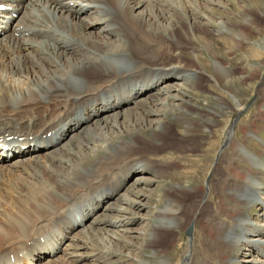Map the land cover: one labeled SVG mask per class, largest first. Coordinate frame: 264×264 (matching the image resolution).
<instances>
[{"label": "bare ground", "instance_id": "1", "mask_svg": "<svg viewBox=\"0 0 264 264\" xmlns=\"http://www.w3.org/2000/svg\"><path fill=\"white\" fill-rule=\"evenodd\" d=\"M252 1L0 0L6 5L5 9H0V21L4 23L0 24V164L7 153L22 154L21 159L12 163L21 169L18 178L22 183H18V187H14L17 183L10 170L3 171L7 167L0 170V264H34L31 261L36 260L37 264H42V255L52 256L48 264H68L61 255H53L60 251L79 257L91 251H87V246L106 251L99 255L101 264L120 262L110 255V250L123 240L124 234L132 231L127 223L138 212L133 210L144 205L141 203L144 190L134 186L156 181L148 177L149 174L145 175L147 173H155V177L159 175L163 179L176 174L171 164L194 150L191 145H183L164 153L155 146L157 151L149 157L135 152L137 146L143 142H161L165 134L190 136L197 124L203 131H211L214 116L220 111L197 107L191 103L192 95L203 91L202 81L223 87V81L232 74L228 68L231 62L226 60L230 54L246 53L243 62L247 74H243V79H255L256 68L261 78V69L255 63L264 58V42L258 44L261 50H255L251 43L253 35H259L264 28L252 20L248 10ZM179 28L184 31L177 37ZM213 38L226 44V49L209 51V62L202 56L204 47L209 42L214 44ZM172 89L174 93H170ZM159 90L166 93L163 103H167L163 108H155ZM143 91L147 92V99L137 100ZM220 94L216 99L221 109L225 105ZM230 96L240 109L238 99ZM129 103H132L127 108L130 118L118 120L119 111L123 110L121 105ZM145 104L152 106L144 111L152 118L148 119L146 113L138 110L130 115L135 107L143 108ZM165 113H170L175 123L181 124L180 130L173 131ZM111 114L114 117L109 121ZM259 114H264V110ZM104 120L101 129L88 132L91 138H86V147L78 142L80 125L94 121L93 124L98 125ZM69 126L74 132L69 133L68 144L59 143ZM90 127L87 130L91 131L93 127ZM5 143L11 147L2 153ZM213 143L208 148L217 146ZM60 144L64 145L59 147ZM231 146L230 161L240 155L260 169L258 156L245 150L244 145L232 143ZM262 146L264 153V143ZM207 156L208 153L201 159L198 157L196 162L188 161L190 167L184 172L204 173ZM230 161L223 168H230ZM155 163L160 164L158 170L152 168ZM167 163L170 166L167 167ZM118 168L121 169L115 173ZM132 174L137 177L127 184ZM192 181L182 183L181 189L191 188ZM222 188L225 194L215 200V195L211 194L217 191L216 187H208L207 200L215 213L220 211L229 220L207 217L202 228L216 246L233 250L234 255L250 246L264 256L261 225L236 207L226 206V201L232 200V205L246 206L249 210L253 209L252 205L264 208V191L257 176L247 177V182L240 187ZM171 191L174 192V187ZM114 194L117 195L110 201L115 202L106 206L116 214L107 216V222L117 230L97 228L94 223L99 221L98 217L85 223L84 219L99 208L98 203ZM166 202L164 208L155 211L159 221L147 229L148 240L156 239L164 230L173 232L182 224L183 201L174 196L168 197ZM203 205L204 200L197 202L198 211ZM196 217L197 212L193 224ZM74 228L77 229L73 231ZM71 233L66 246L73 247L75 253L72 254L61 245ZM103 234L108 243L103 241ZM126 239L133 243L130 238ZM148 240H143L140 248L145 247ZM208 245H211L209 241ZM186 247L189 258L187 244ZM203 251L201 254L205 256L207 251ZM221 254H224L223 259L231 261L228 259L231 254ZM189 262L188 259L186 264ZM199 263L204 264L201 261L194 264ZM141 264L148 263L142 261ZM150 264L171 263L159 259Z\"/></svg>", "mask_w": 264, "mask_h": 264}, {"label": "rangeland", "instance_id": "2", "mask_svg": "<svg viewBox=\"0 0 264 264\" xmlns=\"http://www.w3.org/2000/svg\"><path fill=\"white\" fill-rule=\"evenodd\" d=\"M251 3H253V5H251L252 7L249 8L248 10L250 13H252L253 22L256 25H260L261 27L264 28V16H263L264 0H253ZM91 15L92 14H89V16ZM179 29H180L178 30L179 32H177V37L181 35L184 31V29L182 28H179ZM262 31L259 33V35L254 34L252 37L253 42L251 44L255 50H261L260 48H258V44H260L261 42H264V29H262ZM213 39H214V44L209 42V44L204 47V49L206 50H203L204 56H202V58L205 60L207 59V61L209 62H211L210 59L208 60L209 51L214 53L215 52L214 50L218 51V50L226 49V44L216 42L215 41L216 38H213ZM255 41L256 43L254 44ZM245 49L247 48L245 47ZM245 54L246 53H243L242 51L241 52L237 51L227 56L226 60L228 61L230 60L231 62L228 66L229 72L230 74L231 73L232 74L229 78L223 81V87L222 86L218 87L214 83L202 81L200 82L202 83L200 84V88H202L201 90L203 91L197 92L198 95H192L193 97H192L191 103H193L197 107H201L203 109L206 108L208 110L212 109V110L220 111L219 113L216 114L217 117L214 116V123L211 127V131L210 130L203 131L201 125L197 124L195 126L196 130L190 136L181 137L182 136L181 133H178L175 135L165 134L161 142H157V141L150 142L149 141L148 142L149 144L147 142H143L137 146V149L135 150V152H137L140 155H147L149 157H150V154L157 151L155 146L162 148V150H164L163 151L164 153L169 152L170 150L172 151L171 148L175 149V147H179L183 145H191V147L194 150L188 151V153L186 152V154L181 159L171 164V168H173L174 170L173 172H175L176 174L165 176L163 179L161 176L159 177V175H156L155 177V173H147L145 175L149 174L148 177L152 179H156V181L150 182L146 186H144V184H139L138 186L137 185L134 186V187L144 190L143 192L144 196L142 197V200H141L142 201L141 203H143L144 205L138 210L136 209L133 210V211H138V212L134 214V219L132 221L130 220L127 223V225L130 226L132 231L130 233H126V235L124 234L123 240L117 242V245L114 246L113 250H110V253H111L110 255L117 258L118 262L120 261L117 264H120V263L121 264H139V263L141 264L142 261L150 264V263L158 262L159 259H166L170 261L171 264H186V262H188V259L190 261L189 264L190 263L192 264V262L194 264L200 261L203 262L204 264H210V263L211 264H264V256L261 255L257 249H254L253 247H250V246L245 247V248L240 249L238 253L236 252L234 255L233 250H230V249L226 250V249L221 248L220 246H216L213 240H211V238L209 237V235H207L206 229L202 228V226L205 225L204 222L207 219V217H211V216L213 218L216 217L215 219L217 221H221V219L223 218L229 220V218L223 215V213H221L220 211L217 213L214 212L212 208L213 205L211 204V202H209L210 200H207L208 196L210 197L208 187H216L215 190L217 191H214V193L211 195H215V200L216 199L219 200L220 196H223L225 194V190L222 187H240L242 186V184L247 182V177L254 175V176H257V179L261 184V188L264 191V153H262V150H263L262 143H264V114H261V115L259 114V111L262 112V110H264V58H260L259 60H256V63H255L261 69V72H262L261 78L259 77L258 75L259 73L258 71H256L257 70L256 68L253 71V73L258 75V76L256 75L255 79L251 80L247 77L246 79H243V74L245 73V69H244L245 68L244 67L245 66L244 64ZM191 56L192 55H190V57ZM250 71H252V69H250ZM208 73L210 74L211 70H208ZM246 74L247 73H245L244 75ZM160 86L161 85H158V89H161ZM159 92L161 93L158 96H156L155 108H159L160 106L163 108L162 105L167 103V101H164L163 103L166 93L160 90ZM218 92L221 93L220 95L223 98L222 104L227 107L223 106L221 109L217 107V105L221 107V103H217V99H216L219 94ZM170 93H174V90L172 89ZM231 94L234 95L238 99L240 106H241L240 109L236 108L230 96ZM138 95H141V94H138ZM143 98L147 99V97H141L140 99H137V100L140 101ZM226 102L232 103L233 106H231L230 104H229L230 106H228ZM157 103L159 104V106H157L158 105ZM130 107H127V108H130ZM149 107H152V106L150 104H145L143 108H141L140 106H137L135 107V109L130 111V115H132L138 110L139 112L141 111L144 115L147 114L145 117H147L148 119L152 118V116L148 112H145L146 114L144 113L145 110H149ZM127 108H124L123 110L119 111L120 115L117 116L118 118L116 117L118 120L119 119L122 120L121 118L123 119L127 117L130 118V116L128 115ZM165 115H167L166 117H168V121L170 122V124H172L173 131L180 130L181 124L175 123L176 121L172 119L170 113H165ZM113 117H114V114L108 115L109 121L112 120ZM106 120L101 121L100 124L98 125L93 124L95 121L92 123V125L90 124V126L93 128L91 129V131L87 130L89 128L84 130V132L80 135L81 138L79 137L78 142H81L86 147L87 146V143H85L86 138H91L89 133L94 132L97 128L101 129L102 125L104 124ZM116 128L119 129L120 127L116 126ZM69 129H70V126L68 127V130ZM104 130H106V128L102 129L100 132L102 133L104 132ZM247 132H249V134ZM145 134L146 133H144V135ZM213 142H216L217 146H213L212 149L208 148L209 146H212L214 144ZM232 143L244 145L245 150H247L248 152H252L256 156H258V158L260 159V162H258L260 165L258 167L260 169L254 168L250 163H247L246 160L242 159L240 155L235 156V158H233L230 161V158L228 159V154H231L232 152L231 151ZM65 144H68L67 141L65 142ZM63 145L64 144L62 145L60 144L59 147ZM79 145L80 143L78 144V146ZM88 145H89L88 147H90L92 145V142L89 143ZM207 149H209V151H207ZM163 152L160 154L163 155ZM207 153H208V156H207L208 160L206 161L207 167L204 173L202 174L194 173L196 174L195 175L196 177H195L193 173L184 172L187 168L190 167L188 165V161L196 162L195 160L198 157H200L201 159L202 157L206 156ZM45 154L46 153H43L42 155H45ZM19 159L21 158L15 159L11 161V163L0 164L2 165L0 169L1 171L3 167L4 168L7 167V169H3V171L10 170L12 178L17 183V186L14 185V187H18V183H22L21 180H19L18 178V175L21 172L19 165L18 166L12 165L14 161L19 160ZM124 160H125L124 162L126 163L127 159H124ZM229 161L231 162L230 168H227V169L223 168V166L227 164ZM155 162L157 163V161ZM156 163L154 164V167L152 168L155 170H158L160 164H156ZM166 166L167 167L170 166V163H167ZM195 166H198V164H195ZM162 167H164V165H162ZM198 176L200 177L199 180H197ZM136 177H137L136 175H133L132 177H130V179L128 180H131V181L130 182L128 181L127 184L132 183V181H134ZM138 177H140V174L138 175ZM189 179L193 180L192 181L193 183H191L193 185H191L192 186L191 188L183 187L187 190L189 189L187 192V190L181 189L182 188L181 184L186 183V181ZM195 179L196 181H194ZM6 181L4 182L6 184H9ZM172 187H174V192L171 191ZM166 190H168L167 191L168 194L165 193ZM116 195L117 194H114L111 197L115 198ZM173 195L177 196L181 201H183V206L185 209V210L183 209L180 211V216H181L180 222L182 223L180 228L176 229L173 232L164 230L160 232L162 234L158 233V237L156 239H153L152 241L148 240L149 234L147 233V229L150 227L151 224L159 221V218H157L155 214L156 209L164 208L165 203L167 204L166 199H168V197H174ZM102 199L104 198L102 197L101 200ZM199 200H204V205L200 211H198V208H197V202ZM112 201H108L107 206L110 205L109 203H111ZM118 205L116 206L118 207ZM104 206H106V200L104 203H102L99 206L100 209H98V212L95 213L91 217V218H94V217L99 218V221L96 222L97 224H95V226L97 228L105 227V229H108V230H117L114 226L112 225L110 226V224H108L107 222L108 221L107 216L108 218L113 217L116 214L115 211H110L109 209L107 210V206L105 208ZM226 206H229V207L234 206L238 210H241L247 213V217L259 223L264 231V225H263L264 224V208H260V206L255 207V205H252L253 209L249 210L248 207L246 206H238L236 204L232 205V200L226 201ZM102 208H104L105 210H103ZM196 212H197V217L195 220L197 223L196 222L194 223L196 225L195 226L192 223V219H193V216L196 214ZM202 217L203 219H201ZM94 219L92 220V222L94 221ZM189 223H190V233H185V228L187 227ZM151 234H153L152 231H151ZM72 235L73 233H71V236H66L67 239L71 238ZM102 237H103V241L105 243H108V241H106L107 236L103 234ZM126 237L130 238V240H132L133 243L127 242ZM260 237L264 239V234L261 235ZM142 239L148 240V241L145 247L140 248L141 243L143 241ZM203 239H205L204 240L205 243L201 242ZM208 241L211 245H208ZM74 242L76 243V241ZM186 244L188 245L189 250H190V251L188 250L189 258L186 256L187 253L185 252L187 251ZM99 245H101V243ZM204 245H207L210 247L205 248ZM86 248L88 252L91 250L90 251L91 253L89 252L90 254L94 252L93 254H96L99 257V259L97 258L96 255L89 256V253L86 254V252L79 257L67 256V255H61V256L65 258L66 260H68L69 262L68 264H101L100 261L102 259L100 258V256L103 255V253L106 251L103 250V248L100 249L101 247H98V248L95 247L92 249L91 247L89 248L87 246ZM202 249L204 250L203 252H206L209 249L208 250L209 252L207 251L206 255L203 256V254H201ZM129 250L131 252H127ZM194 250L195 252L193 253ZM76 251H78V249H76ZM226 251L229 254H231L228 256V259L231 258L232 262L231 261L228 262L225 259H223L224 254H221V253L224 252L227 254ZM68 252L72 254V253H75V250L72 249ZM154 252L156 253L158 252L157 253L158 255L157 256L153 255ZM58 254H60V252H57L55 255H58ZM48 258L49 257L44 256L42 261H46ZM42 264H48V262L46 261Z\"/></svg>", "mask_w": 264, "mask_h": 264}, {"label": "water", "instance_id": "3", "mask_svg": "<svg viewBox=\"0 0 264 264\" xmlns=\"http://www.w3.org/2000/svg\"><path fill=\"white\" fill-rule=\"evenodd\" d=\"M188 229V228H187ZM187 231V230H186ZM188 233V232H187Z\"/></svg>", "mask_w": 264, "mask_h": 264}]
</instances>
